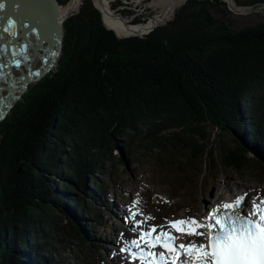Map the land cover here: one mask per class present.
<instances>
[{
  "label": "trees",
  "instance_id": "1",
  "mask_svg": "<svg viewBox=\"0 0 264 264\" xmlns=\"http://www.w3.org/2000/svg\"><path fill=\"white\" fill-rule=\"evenodd\" d=\"M220 4L187 0L169 23L131 41L117 39L89 3L64 22L56 68L0 122V264H26L27 249L36 264H67L64 242L82 231L60 212L91 216L86 177L109 168L121 140L185 163L214 158L207 126L221 137L246 128L252 146L264 142V21L232 30ZM223 145L227 167L248 166L246 147Z\"/></svg>",
  "mask_w": 264,
  "mask_h": 264
},
{
  "label": "rangeland",
  "instance_id": "2",
  "mask_svg": "<svg viewBox=\"0 0 264 264\" xmlns=\"http://www.w3.org/2000/svg\"><path fill=\"white\" fill-rule=\"evenodd\" d=\"M159 1L161 0H111V3L113 12L124 15L126 19L128 18V20L132 22H126L127 25L147 24L152 17L156 15V12L158 13L160 11L159 6H161V3H159ZM186 1L187 0L183 2L185 3ZM220 1L226 3V5L220 4L219 6L221 8L225 6L227 10L225 18L226 21L230 22V28L232 30H240L244 27L264 21V16L259 12L247 14L236 13L232 10L233 7L231 6V2L234 6H248L251 4L237 3V5L235 0L234 2L233 0L230 2L226 0ZM239 1L242 2L247 0ZM67 2L68 0L66 3ZM183 2L179 3L176 9L182 6L184 4ZM86 3L98 9L94 0H83L80 7L71 12L65 18V21L79 13L81 7ZM216 10L215 8L212 12L215 16L220 17L221 13ZM99 12L101 13L103 26L110 30L120 41H131L132 38L143 39L146 35L169 23L175 14V11L172 12L169 17L170 19L168 18L160 22L147 33L143 31L144 33L140 34V36L130 35L124 37L119 36L113 29H110V27L105 24L102 11L99 10ZM37 82L38 81H35L29 84L27 91L23 93L16 104L30 91L32 92ZM15 105L11 108L8 115ZM8 115L2 120L4 121ZM2 120H0V122H2ZM243 131L246 135V128H244ZM205 133L208 136V149L212 148L211 150L213 151L214 158L211 157L210 159L209 156L205 155L202 159L191 162H189L188 158L186 159L187 163L184 162L183 158L178 157L181 155L169 156V152L159 150L155 147L152 148L150 147L151 144L144 143L140 139L126 148L122 140L121 142H117L112 147L110 151L111 154H108V160L104 162L109 168L106 170L97 168L92 172L91 176L88 174L86 177V189L92 192L85 196L86 201L88 203H93L92 201L97 202L95 205L89 204L93 208L91 216L89 217L84 213L85 209L82 214L78 212L73 213L68 208L66 209L70 214L65 210L60 212L61 214L64 213L67 216L69 215L73 222L78 225L80 231H82L80 235L82 238H80V236H75L74 239L69 238L64 242L69 249L66 253L61 254V259L66 261L67 264H106L104 259L108 252L105 251L104 255L101 256L100 252H102V250L100 249V251H98L96 247L100 245L102 248H109V244L117 239V234L114 233L115 223H113L114 220L111 214H114V212L119 209V206H124L128 198L133 202L132 196H139L140 206L149 214H146L145 219L153 215L154 220L161 224L167 222L169 218L182 215H191L197 220L198 218H196V216L198 214H204L206 209L204 206L198 205L199 201H197L194 196L199 194L201 196L204 194V196L210 197L212 203L216 198H220L217 197V195L221 190L223 193L221 198L228 195L229 192L228 188L225 187V183L240 182V186L236 188V190L240 189L243 192L245 191L244 194H247L249 199L251 198V191L252 195L259 193L264 195L263 146H261V144L258 146L262 151V157L259 151L257 152L254 150L255 147L252 146L249 141L243 139L241 133H235L233 137L229 134H225L224 137H221L220 132L211 126L206 127ZM220 138L224 140V143L220 142ZM222 145L226 150H232L238 146H245L247 148L250 146L248 166L242 169L227 167L223 160ZM58 177L59 180L61 179L60 182L64 184L62 176ZM102 194L101 200L103 203L101 204L97 199L99 195ZM96 205L99 207L96 208ZM100 205L104 206L101 207ZM100 220L102 223H100ZM103 224L111 228L107 237L104 235ZM193 240L194 238L192 236L189 241L192 242ZM25 253L26 264H36L35 258L30 250H25ZM107 260L110 262L111 253ZM114 260L116 259L114 258ZM115 263L111 262L108 264Z\"/></svg>",
  "mask_w": 264,
  "mask_h": 264
},
{
  "label": "snow or ice",
  "instance_id": "3",
  "mask_svg": "<svg viewBox=\"0 0 264 264\" xmlns=\"http://www.w3.org/2000/svg\"><path fill=\"white\" fill-rule=\"evenodd\" d=\"M4 8L5 4L0 3V10ZM7 25L4 33L15 40L19 35L16 21L8 19ZM0 50L7 53L8 46L4 45ZM11 56L14 66L20 68L18 57L29 59L27 43L22 44L19 51L13 46ZM246 195L211 209L204 218L207 223L191 217L168 222L169 228L176 233L204 237L205 242L199 245L192 242L177 244V237L171 231H165L163 226L143 229L137 221L133 231L139 230L138 238L126 240L121 251L131 256L133 264H264V199L252 201L251 211H245ZM137 203L134 201L133 206ZM139 214L131 212V219ZM202 228L207 232L200 231Z\"/></svg>",
  "mask_w": 264,
  "mask_h": 264
},
{
  "label": "bare ground",
  "instance_id": "4",
  "mask_svg": "<svg viewBox=\"0 0 264 264\" xmlns=\"http://www.w3.org/2000/svg\"><path fill=\"white\" fill-rule=\"evenodd\" d=\"M82 1L83 0H69L65 4L60 3L61 4L60 13L63 16H65V18H66L71 12L77 10L80 7ZM183 1H185V0H161V1H159V3H161V6H159L160 11L158 13L156 12V15L153 16L152 19L147 24H127L126 25V22H131V21H129L128 18L126 19L124 15H119L116 12H113L111 0H94L97 8L100 11H102V13H103L105 24L108 27H110V29H113L119 36H124V37L130 36V35L140 34L141 32H143V31L145 32L147 30L150 31L153 27H155L160 22L167 20L170 17V15L172 14V12H174L176 10V6L179 5V3H182ZM226 1L230 2L232 0H226ZM233 2H234V0H233ZM0 3L5 4V8L3 10H0V49H2L4 45H7L8 51L10 49H12L13 46H15L17 51H19L22 44L27 43V45H28L29 59L25 60L23 56L18 57V59L21 60V67L13 70V73H15V74H7L6 81L10 86L9 87L10 92L8 93V95H10V97L8 95H7V97L12 98L14 96V93H15V90H14L15 86L20 84L19 78L20 77L22 79L24 77L29 78L30 74H32L35 71L36 67L42 63L41 59L44 56H42L43 54L41 52L43 50L42 48H44L43 47L44 43L41 44L40 41L36 40V31H38V30L36 29L37 26L35 25V23L39 22L40 17H38L39 15H38V13H36L35 1H33V0H0ZM228 6H229V4H228ZM231 6L233 7L232 10H234V11L241 10V7L234 6V4L232 2H231ZM229 8H230V6H229ZM242 13H249V12L243 11ZM8 19H12V20L16 21V30L18 31L19 35L15 40L11 39L3 31V29L8 26L7 25ZM64 22H65V20L62 21L63 26H64ZM24 25H27V27H25ZM42 37L43 36H41V38ZM39 45H41V46H39ZM1 51L2 50H0V52ZM37 81H39V80H37ZM242 135H243V139H245V141H248L245 133ZM260 144L264 148V142H262V143L257 142L254 145V147H255L254 150L257 152L259 151V154L262 156V151L260 148H258V146ZM247 149L250 150V146ZM239 186H240V182L239 183L238 182L225 183V187L228 188V192H229L228 195L223 196V198H221V195L223 193H222V190L220 188L221 191L217 195V197H220V198L219 199L216 198V200L212 203H211L210 197L204 196V194H202L201 196L199 194V195H196L194 197L196 198L197 201H199L198 205L204 206L206 211H210L211 209L215 208L217 205H222L223 203L232 202V201H234L235 198L243 195L245 191L243 192L240 189L236 190V188H238ZM254 200H256V199H249L248 197H246L245 206L251 205L252 201H254ZM80 211H82V210H80ZM83 212H84V210L82 211V213ZM85 214H83V215H85ZM202 215L203 214H201V215L198 214L196 216V218H198L199 219L198 221H200V222L202 221V217H201ZM189 216H191V215H189ZM182 217H185V215H182ZM172 219L173 218H169V219H167V221L172 220ZM166 223H168V222H166ZM201 223H203V222H201ZM204 230L206 231L207 229L204 228ZM191 237L192 236L181 235L179 233L178 242L179 243L180 242L181 243H183V242L190 243L191 241H189V239ZM193 238H194V240L192 241V243H194L196 245L203 243V242L196 240V236H193ZM116 246L117 247H115V249H116V251H118L119 245L117 244Z\"/></svg>",
  "mask_w": 264,
  "mask_h": 264
},
{
  "label": "water",
  "instance_id": "5",
  "mask_svg": "<svg viewBox=\"0 0 264 264\" xmlns=\"http://www.w3.org/2000/svg\"><path fill=\"white\" fill-rule=\"evenodd\" d=\"M36 4V13L40 17L39 22L35 23L36 40L44 43L42 48V63L38 65L35 71L30 74L29 78L20 77V84L15 86V93L12 98L10 95V86L6 81L7 74H15L13 70L16 69L12 63L13 57L11 56V49L5 53L0 52V120H2L16 104V102L22 97L23 93L27 91L30 82H35L44 78L48 73L56 68L59 59L62 55L65 28L62 21L65 20V16L60 13V1L59 0H33ZM241 10L235 11L236 13H242L247 11L249 13L259 12L264 16V2H256L248 6H239ZM247 14V13H242ZM41 36H43L41 38ZM41 46V45H39ZM46 57V58H45ZM46 60V61H45ZM39 73V75H36ZM7 95L9 97H7ZM8 99H7V98Z\"/></svg>",
  "mask_w": 264,
  "mask_h": 264
},
{
  "label": "flooded vegetation",
  "instance_id": "6",
  "mask_svg": "<svg viewBox=\"0 0 264 264\" xmlns=\"http://www.w3.org/2000/svg\"><path fill=\"white\" fill-rule=\"evenodd\" d=\"M148 31V30H147ZM146 32V31H145ZM144 32H141L140 34H143ZM140 34H136V35H140Z\"/></svg>",
  "mask_w": 264,
  "mask_h": 264
}]
</instances>
